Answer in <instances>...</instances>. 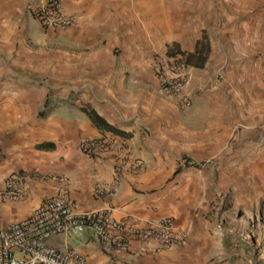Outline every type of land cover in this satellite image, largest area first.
<instances>
[{
	"label": "crops",
	"instance_id": "1",
	"mask_svg": "<svg viewBox=\"0 0 264 264\" xmlns=\"http://www.w3.org/2000/svg\"><path fill=\"white\" fill-rule=\"evenodd\" d=\"M61 1L73 18L64 29L34 16L46 0H0V188L11 173L24 178L19 199L0 196V228L27 218L61 188L78 214L108 211L140 225L171 217L186 242L115 256L86 230L52 238L56 249L77 248L87 264H206L214 242L204 220L209 187L205 170L185 166L186 159L260 161L264 115L257 109L246 118L244 103L234 107L221 90L195 94L191 65L189 110L159 92L148 68L159 55L150 62L148 51L174 45L196 58V0ZM246 2L254 12H225L214 39L203 41L210 46L203 67L226 79L242 77L251 64L264 71V0ZM178 54L171 55L185 58ZM91 111L123 135L96 124ZM101 138L112 146L82 153V141ZM134 161L142 167L129 169Z\"/></svg>",
	"mask_w": 264,
	"mask_h": 264
},
{
	"label": "built area",
	"instance_id": "2",
	"mask_svg": "<svg viewBox=\"0 0 264 264\" xmlns=\"http://www.w3.org/2000/svg\"><path fill=\"white\" fill-rule=\"evenodd\" d=\"M33 14L48 28L64 29L73 23L61 0H46L45 5L35 9ZM153 70L159 92L175 102L181 110H189L193 101L186 91V59L158 56ZM110 146L112 143L107 139H85L80 149L90 156ZM188 164H194V161L188 160ZM128 167L138 170L142 163L134 161ZM23 181L20 173H11L0 188V196L19 199L23 193ZM102 193L104 190H101ZM86 230L93 233L102 250L115 256L141 257L149 251L179 247L186 242L185 235L176 230L171 217L140 225L131 220L117 221L108 211L78 214L65 191L58 188L30 216L0 228V264H87L85 256L77 248L62 251L49 243L52 238L75 237Z\"/></svg>",
	"mask_w": 264,
	"mask_h": 264
},
{
	"label": "rangeland",
	"instance_id": "3",
	"mask_svg": "<svg viewBox=\"0 0 264 264\" xmlns=\"http://www.w3.org/2000/svg\"><path fill=\"white\" fill-rule=\"evenodd\" d=\"M244 11L245 14L254 12L246 0H196L197 36L203 38L205 35L206 40L208 37L214 39L217 19L223 17L225 12L229 17H244ZM184 38L185 45H188L187 34H184ZM216 39L219 41L218 37ZM174 49H177L174 45L150 49V62L156 55L176 58L171 54L179 53L182 57L190 54L186 49ZM119 53L117 48L116 54ZM191 66L194 68L192 85L195 94L208 90L207 95H211L213 89L221 90L234 107L238 100L244 103L246 118L254 111L256 113L257 109L264 115L262 65L251 64L246 74L233 80L213 74L211 68L205 69L203 65ZM152 67L149 63L148 68L151 70ZM210 105L201 101L203 109ZM229 120V117L224 118L226 123ZM261 131L258 141V148L262 152L260 161H255L256 157L245 159L244 156L230 161H198L191 166L205 170L209 187L207 195L210 198L206 204L204 220L214 242L209 252L212 253L209 255L210 260L206 264H264V128Z\"/></svg>",
	"mask_w": 264,
	"mask_h": 264
},
{
	"label": "trees",
	"instance_id": "4",
	"mask_svg": "<svg viewBox=\"0 0 264 264\" xmlns=\"http://www.w3.org/2000/svg\"><path fill=\"white\" fill-rule=\"evenodd\" d=\"M206 40L205 35L203 38H201L200 41L196 43V48L192 54V56H195L196 58L193 61V58H191V54H188L185 56L186 59V64L187 65H194V66H201L204 60V57L202 54L207 55L208 48L203 46V41ZM175 53V52H174ZM177 53V52H176ZM171 54V53H170ZM88 114L92 117L94 122L104 128L105 130L111 131L115 134L118 135H123V133L119 130L114 129L110 125H108L102 118H100L98 115H96L93 111L88 112ZM189 159H186L185 166H188V161ZM180 168L176 170V173L179 172Z\"/></svg>",
	"mask_w": 264,
	"mask_h": 264
}]
</instances>
